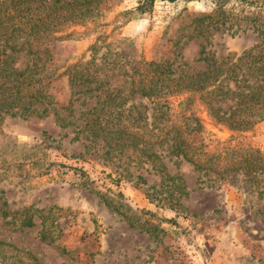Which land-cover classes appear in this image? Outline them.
<instances>
[{"label":"rangeland","instance_id":"rangeland-1","mask_svg":"<svg viewBox=\"0 0 264 264\" xmlns=\"http://www.w3.org/2000/svg\"><path fill=\"white\" fill-rule=\"evenodd\" d=\"M93 1L82 21L58 8L37 54L16 60L38 70L49 98L0 106V242L14 247L0 264H264L262 178L197 171L171 139L153 149L159 163H148L135 131L119 130L145 106L151 115L140 90L153 88L152 63L169 65L184 86L194 72L212 83L229 63L235 75L221 76L232 79L221 84L229 97L220 107L235 108L264 78V0L157 1L145 13L146 0ZM76 66L98 82L72 85ZM193 108L207 154L224 165L228 148L264 155V120L237 134Z\"/></svg>","mask_w":264,"mask_h":264},{"label":"trees","instance_id":"trees-1","mask_svg":"<svg viewBox=\"0 0 264 264\" xmlns=\"http://www.w3.org/2000/svg\"><path fill=\"white\" fill-rule=\"evenodd\" d=\"M157 1L176 3L181 0H146L139 6L138 11L145 13L147 6L152 7ZM95 5L93 0H73L63 4L60 0H51L50 3L45 0H0V106L9 110L25 101L31 104L42 103L44 99L49 98L44 95L42 79L36 78L38 70L36 68L19 69L16 66V60L24 53L27 56L37 54L34 50L37 45L42 44L43 34L51 31L52 27H56L53 22L56 18L60 19L61 15L63 16L58 14L53 17V14L58 12V8L64 13L66 20L82 21L91 14L90 7ZM47 10H51V14L45 19L36 15L38 13L41 15ZM51 17L52 20L48 26L47 21ZM228 64L223 65L219 70L217 67L218 73L212 83L207 82L209 79L206 75L194 72L186 76L190 84L184 86L180 79L171 77L174 71L169 65L152 63L151 66L156 67L152 80L153 88L140 90L142 96L148 98L151 103V115L148 114L149 108L145 106V112L140 115V118L131 117L128 121L126 120L124 126L119 129L120 133L131 136L132 134L127 131H135L133 135L144 143L142 155L148 163H159L160 157L153 152V149L171 139L174 141V153L194 166L197 171L214 172L222 176L227 173L244 174L248 180L261 181L262 178L264 182V155L260 150L252 147H226L231 150L232 159L224 165L221 154L215 156L204 152L206 149L203 137L205 126L196 112H190L191 107L199 103L213 120L237 134L252 131L264 120V78L259 79L254 86H249L251 92L238 102L237 108L230 107L225 110L220 107L221 102L223 103L229 97L228 91L222 92L221 84L225 80L232 79L221 76H224L225 71L234 74L233 70H227ZM75 68L79 72L76 73V75L79 74L77 78L74 75L72 78L68 74L72 85L84 87L98 82L95 78L93 80L84 78L80 66ZM171 97H177V100L172 103ZM116 98H119L118 94L111 95L109 99L114 101ZM118 114L124 113L120 111ZM114 125L116 123L113 127ZM167 179L174 180L170 176ZM6 217L7 213H4V218ZM24 225L29 228L34 227L32 218L28 217ZM43 239H46V236H43ZM5 248L14 247L0 242V259L3 263L7 260L6 251H10Z\"/></svg>","mask_w":264,"mask_h":264}]
</instances>
